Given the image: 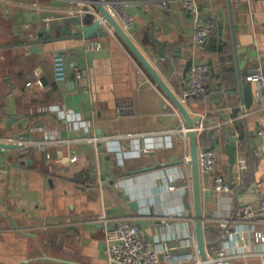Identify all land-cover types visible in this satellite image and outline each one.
Segmentation results:
<instances>
[{"label": "crops", "instance_id": "0c3cea01", "mask_svg": "<svg viewBox=\"0 0 264 264\" xmlns=\"http://www.w3.org/2000/svg\"><path fill=\"white\" fill-rule=\"evenodd\" d=\"M117 1L134 17L131 41L198 121L193 131L207 133L204 120L216 125V170L199 173L202 215H211L203 222L206 244L229 252L228 264H264V245L252 236L264 235V212L256 210L253 222L231 220L239 190L255 184L264 200V140L256 135L264 102L246 80L264 69V0H196L200 19L213 23L202 45L193 44L194 22L176 0H167L171 12L164 0ZM84 2L0 0V143L13 145L0 148V264H109L105 230L121 218L170 264H200L183 117ZM73 18L81 26L66 23ZM84 20L99 21L86 37ZM55 55L80 77L56 83ZM199 63L207 68V93L188 99V76ZM244 82L251 94L242 93ZM227 128L246 167L233 196L212 187L213 176L235 186L242 173L236 160L228 162ZM206 133L195 134L197 158L209 146ZM222 219L230 220L227 230ZM160 264H169L161 253Z\"/></svg>", "mask_w": 264, "mask_h": 264}, {"label": "built area", "instance_id": "2783aa9c", "mask_svg": "<svg viewBox=\"0 0 264 264\" xmlns=\"http://www.w3.org/2000/svg\"><path fill=\"white\" fill-rule=\"evenodd\" d=\"M77 5L82 4L83 0H71ZM182 10L187 12L193 22L194 30L192 33V42L194 45H202L207 40L213 29L211 20L202 21L200 19V12L196 0H176ZM104 6L108 13L119 24L122 30L129 35L134 28V17L124 8L121 1L117 0H98ZM86 5L93 4L85 1ZM83 3V4H84ZM162 9L166 12H171L170 4L167 0L162 1ZM50 19H44L46 27ZM53 78L58 84L64 83L68 80L71 73L79 78L77 68L71 72L66 64L63 55H55L52 60ZM207 68L204 64H194L188 76L187 90L185 96L188 99H203L207 93L206 81ZM248 82H254L259 89V99L264 102V69L259 66L254 74L246 77ZM201 123V122H200ZM199 123V124H200ZM198 124V125H199ZM196 127V126H195ZM184 130H188L186 124H183ZM195 129V128H194ZM200 131L195 132L196 135L205 132L203 126L199 127ZM200 132V133H199ZM257 137L264 140V125L257 130ZM238 168L242 173L238 176V183L235 186L230 185L223 177L213 176L212 187L216 193L234 195L237 188L241 187V177L245 170V161L243 158H235ZM217 166V154L213 150H199L198 154V168L199 173L203 176L211 175L215 172ZM260 210L264 212V200L260 201ZM256 216V210L251 205H239L234 210V216L231 220H239L245 222H253ZM230 220L222 219L221 227L226 228ZM102 222L107 223L108 219L102 218ZM253 240L264 245V235L254 230L252 232ZM105 253L109 264H160V253L163 259L170 264L172 258L166 256L160 247L149 244L141 237L138 228L129 218H121L115 224L105 230ZM207 262L209 264H228L230 258L229 252L219 247V245L211 244L206 248ZM200 264H204L200 261Z\"/></svg>", "mask_w": 264, "mask_h": 264}, {"label": "water", "instance_id": "95a60500", "mask_svg": "<svg viewBox=\"0 0 264 264\" xmlns=\"http://www.w3.org/2000/svg\"><path fill=\"white\" fill-rule=\"evenodd\" d=\"M95 5L96 10L98 13H100V16L102 19H104L116 32V34L120 37V39L123 41L125 46L130 50L132 55L136 58V60L139 62V64L146 70V72L149 74V76L152 78V80L156 83V85L164 92L166 97L172 102V104L176 107L178 112L182 115L183 120L186 124V127L188 129V136L190 141V165H191V174H192V194H193V208H194V220H195V237H196V243L198 247L199 257L201 262L204 264H209L207 262V254H206V248L208 247V244H206L204 240V230H203V222L206 219H210L211 215H207L206 217L202 215V208H201V192H200V177H199V171H198V161H197V153H198V144L195 132L193 129L195 128V125L198 123V121L193 120L191 116L188 114L185 107L179 102V100L170 92V90L166 87L164 82L158 77L156 72L153 70V68L149 65V63L145 60V58L142 56L140 51L136 48L134 43L131 41L130 37L122 30V28L119 26V24L112 18V16L108 13L107 9L102 6L98 0H89ZM86 16H89L86 14ZM70 22H73L75 25H80L82 22L80 19H69L66 20V23L69 24ZM83 24L86 26H83L82 30L84 33V36L86 37L87 34L92 29H98L99 28V21L95 20L93 23H91L90 20H84ZM81 26V25H80ZM67 32V29H63L62 33ZM157 42V41H156ZM159 45V52L160 56H163L162 47H164V43L157 42ZM169 62V60L167 59ZM250 83H245L243 88H241L242 93L244 95H248V93L251 94ZM251 98L245 101V104L248 106L250 103V100L252 99V95H250ZM252 102V100H251ZM205 125L210 126L209 130L206 133L207 140L209 142V146L205 148V150H213L215 149V142H214V133L216 131V125L213 124L209 120H204L202 122ZM224 133V140H225V150L228 157V162L230 166L234 165L235 158H236V145L238 138L233 134L232 131H230L229 128L225 130ZM252 145L253 147L256 146V142L254 140V137L252 139ZM0 148H13V145H6L3 143H0ZM238 202L240 205H251L253 209L258 210L260 209V201L262 200L263 196L260 194V192L257 189V186L254 184L247 188V190H239L238 193ZM188 208V206L186 205Z\"/></svg>", "mask_w": 264, "mask_h": 264}, {"label": "trees", "instance_id": "16d2710c", "mask_svg": "<svg viewBox=\"0 0 264 264\" xmlns=\"http://www.w3.org/2000/svg\"><path fill=\"white\" fill-rule=\"evenodd\" d=\"M205 136H206V135H205ZM206 138H207V137H206ZM239 142L242 144V143H243V140L240 139ZM244 180H245V179H244ZM246 181L248 182L247 178H246L245 182H246ZM245 182H244V183H245ZM247 182H246V183H247ZM248 186H249V185L247 184V187H248ZM235 193H236V192H235Z\"/></svg>", "mask_w": 264, "mask_h": 264}]
</instances>
